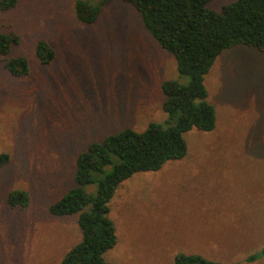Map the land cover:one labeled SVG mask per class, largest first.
<instances>
[{"label":"rangeland","instance_id":"1","mask_svg":"<svg viewBox=\"0 0 264 264\" xmlns=\"http://www.w3.org/2000/svg\"><path fill=\"white\" fill-rule=\"evenodd\" d=\"M76 1L17 0L0 11V35L17 37L0 54V154L9 156L0 168V264H59L82 237L76 216L54 217L48 208L75 186L77 156L124 129L163 124L162 83L188 82L135 7L115 1L85 25ZM40 41L55 53L50 63L39 61ZM16 57L27 61V75L5 68ZM204 86L214 129H191L183 159L119 185L109 203L117 244L106 262L174 264L183 253L264 264V52L226 49ZM14 190L29 194L26 208L7 205Z\"/></svg>","mask_w":264,"mask_h":264},{"label":"trees","instance_id":"2","mask_svg":"<svg viewBox=\"0 0 264 264\" xmlns=\"http://www.w3.org/2000/svg\"><path fill=\"white\" fill-rule=\"evenodd\" d=\"M115 1L132 5L140 13L147 31L175 58L177 71L186 84L164 81L163 124L149 123L144 131L124 129L102 142L92 143L75 161V186L48 208L54 217L76 216L81 240L70 248L59 264H111L103 255L117 244L109 203L121 183L138 173L156 172L169 161L183 159L187 144L183 135L191 129L210 132L215 127V109L207 102L204 77L226 49L244 45L264 52V0H236L218 11L209 8L213 0H77V20L96 22L100 9ZM17 0H0V11L13 9ZM13 35H0V54L7 56ZM41 63H50L55 53L45 42L36 46ZM14 76L29 72L27 61L16 57L5 61ZM9 156L0 154V168ZM92 187L93 191H87ZM10 208H26L30 197L14 190L7 195ZM264 253V250L262 251ZM256 255L246 258L256 259ZM174 264H220L197 254L180 253Z\"/></svg>","mask_w":264,"mask_h":264}]
</instances>
